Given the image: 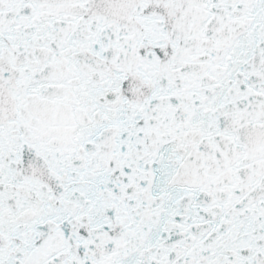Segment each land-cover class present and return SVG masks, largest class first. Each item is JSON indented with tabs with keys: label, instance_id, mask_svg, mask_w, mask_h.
<instances>
[{
	"label": "snow or ice",
	"instance_id": "snow-or-ice-1",
	"mask_svg": "<svg viewBox=\"0 0 264 264\" xmlns=\"http://www.w3.org/2000/svg\"><path fill=\"white\" fill-rule=\"evenodd\" d=\"M0 264H264V0H0Z\"/></svg>",
	"mask_w": 264,
	"mask_h": 264
}]
</instances>
